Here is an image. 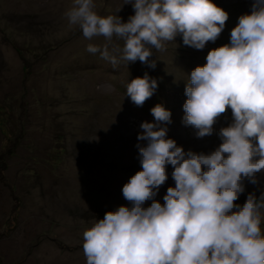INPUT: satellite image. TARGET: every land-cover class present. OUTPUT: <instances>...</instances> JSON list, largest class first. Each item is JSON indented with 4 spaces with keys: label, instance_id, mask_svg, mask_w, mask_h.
Segmentation results:
<instances>
[{
    "label": "rangeland",
    "instance_id": "rangeland-1",
    "mask_svg": "<svg viewBox=\"0 0 264 264\" xmlns=\"http://www.w3.org/2000/svg\"><path fill=\"white\" fill-rule=\"evenodd\" d=\"M127 0H93L100 16L134 15ZM74 0H0V264H86L83 232L105 212L127 205L122 186L140 170L137 134L143 121L154 122L157 104L171 112L167 137L185 151L205 154L221 143L217 133L231 122L228 110L213 125V134L197 138L182 123L185 83L210 49L229 43L231 29L252 0H212L228 13L225 27L203 50L184 46L180 36L153 49L155 69L139 60L115 67L89 44H108L119 56L123 40L86 39L65 15ZM118 9H120L118 11ZM158 87L143 106L126 96L127 84L145 73ZM149 103V104H147ZM168 179L155 199L164 203ZM259 183L244 181L234 203L253 193L264 197ZM151 201H146L145 206ZM264 238V209L260 210Z\"/></svg>",
    "mask_w": 264,
    "mask_h": 264
},
{
    "label": "clouds",
    "instance_id": "clouds-1",
    "mask_svg": "<svg viewBox=\"0 0 264 264\" xmlns=\"http://www.w3.org/2000/svg\"><path fill=\"white\" fill-rule=\"evenodd\" d=\"M134 15L100 16L93 0H74L65 15L91 40H123L119 59L108 44H89L114 67L139 60L155 69L153 49L180 36L184 46L203 50L218 39L228 13L212 0H127ZM120 9H118L119 11ZM206 63L196 66L185 83L182 123L197 138L211 136L218 118L231 111V122L217 133L221 143L205 154L185 151L167 137L171 112L157 104L154 122L143 121L137 134L140 170L122 186L127 205L107 211L83 232L86 264H264L258 201L249 193L243 205L234 203L245 191L244 181L259 183L264 174V0H252L250 13L238 17L229 43L210 49ZM158 87L147 72L132 79L126 96L143 106ZM164 203L155 199L168 179ZM146 201H151L145 206Z\"/></svg>",
    "mask_w": 264,
    "mask_h": 264
},
{
    "label": "trees",
    "instance_id": "trees-1",
    "mask_svg": "<svg viewBox=\"0 0 264 264\" xmlns=\"http://www.w3.org/2000/svg\"><path fill=\"white\" fill-rule=\"evenodd\" d=\"M147 104H149V103H147ZM150 105V104H149ZM258 200V199H257Z\"/></svg>",
    "mask_w": 264,
    "mask_h": 264
}]
</instances>
